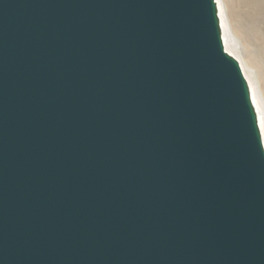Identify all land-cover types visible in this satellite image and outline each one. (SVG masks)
<instances>
[{
	"label": "water",
	"instance_id": "water-1",
	"mask_svg": "<svg viewBox=\"0 0 264 264\" xmlns=\"http://www.w3.org/2000/svg\"><path fill=\"white\" fill-rule=\"evenodd\" d=\"M0 264H264L217 0H0Z\"/></svg>",
	"mask_w": 264,
	"mask_h": 264
},
{
	"label": "bare ground",
	"instance_id": "bare-ground-1",
	"mask_svg": "<svg viewBox=\"0 0 264 264\" xmlns=\"http://www.w3.org/2000/svg\"><path fill=\"white\" fill-rule=\"evenodd\" d=\"M242 1L246 4L253 0ZM217 3L225 48L239 60L249 82L264 142V38L255 18L241 19L238 0Z\"/></svg>",
	"mask_w": 264,
	"mask_h": 264
},
{
	"label": "rangeland",
	"instance_id": "rangeland-1",
	"mask_svg": "<svg viewBox=\"0 0 264 264\" xmlns=\"http://www.w3.org/2000/svg\"><path fill=\"white\" fill-rule=\"evenodd\" d=\"M250 2L255 3L251 4ZM250 2L245 4L242 0H238L240 11L242 12L241 19L246 20V18H255L254 20L260 29V34H262L260 36H263L262 38H264V0H253Z\"/></svg>",
	"mask_w": 264,
	"mask_h": 264
}]
</instances>
